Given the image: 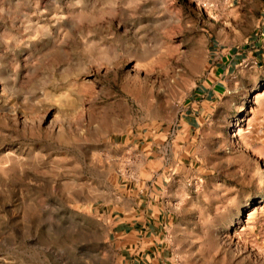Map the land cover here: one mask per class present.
Listing matches in <instances>:
<instances>
[{
	"label": "rangeland",
	"instance_id": "obj_1",
	"mask_svg": "<svg viewBox=\"0 0 264 264\" xmlns=\"http://www.w3.org/2000/svg\"><path fill=\"white\" fill-rule=\"evenodd\" d=\"M0 264H264V0H0Z\"/></svg>",
	"mask_w": 264,
	"mask_h": 264
},
{
	"label": "crops",
	"instance_id": "obj_2",
	"mask_svg": "<svg viewBox=\"0 0 264 264\" xmlns=\"http://www.w3.org/2000/svg\"><path fill=\"white\" fill-rule=\"evenodd\" d=\"M139 218L137 217H133L136 215H132L131 213H128V215H126V218L120 222H118L115 226L116 230H117V235L123 237V238H130V237H134L136 236L138 233V231L142 232V230L140 229V224L138 223L140 222V220H142V216L143 214H138ZM141 216V217H140ZM133 217V218H131ZM140 236H142V234L140 233ZM139 243L135 244V246L137 247ZM131 246V244H130Z\"/></svg>",
	"mask_w": 264,
	"mask_h": 264
},
{
	"label": "bare ground",
	"instance_id": "obj_3",
	"mask_svg": "<svg viewBox=\"0 0 264 264\" xmlns=\"http://www.w3.org/2000/svg\"><path fill=\"white\" fill-rule=\"evenodd\" d=\"M258 96H259V95H257L256 97L258 98ZM240 131H241V130H239V132H240Z\"/></svg>",
	"mask_w": 264,
	"mask_h": 264
}]
</instances>
